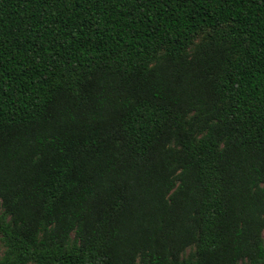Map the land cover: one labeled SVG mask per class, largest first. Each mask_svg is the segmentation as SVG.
Returning <instances> with one entry per match:
<instances>
[{"label":"trees","instance_id":"1","mask_svg":"<svg viewBox=\"0 0 264 264\" xmlns=\"http://www.w3.org/2000/svg\"><path fill=\"white\" fill-rule=\"evenodd\" d=\"M0 264H264V0H0Z\"/></svg>","mask_w":264,"mask_h":264},{"label":"rangeland","instance_id":"2","mask_svg":"<svg viewBox=\"0 0 264 264\" xmlns=\"http://www.w3.org/2000/svg\"><path fill=\"white\" fill-rule=\"evenodd\" d=\"M2 207L0 206V214L2 213ZM263 237H264V233H263ZM5 251V246L4 243L2 242L1 238H0V258L3 256Z\"/></svg>","mask_w":264,"mask_h":264}]
</instances>
